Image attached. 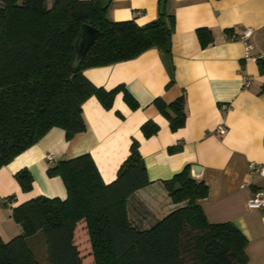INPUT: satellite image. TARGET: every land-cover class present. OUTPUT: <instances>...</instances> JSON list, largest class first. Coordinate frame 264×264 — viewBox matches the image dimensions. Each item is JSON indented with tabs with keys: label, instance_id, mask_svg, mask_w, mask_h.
<instances>
[{
	"label": "trees",
	"instance_id": "obj_1",
	"mask_svg": "<svg viewBox=\"0 0 264 264\" xmlns=\"http://www.w3.org/2000/svg\"><path fill=\"white\" fill-rule=\"evenodd\" d=\"M50 1L49 6V0H0V168L52 128L62 129L66 140L83 132L82 104L91 96L110 109L116 94L123 92L132 110L139 107L123 85L109 91L93 85L83 74L86 68L134 59L155 48L169 66L167 87L174 82L175 18L165 0H159L157 18L143 26L110 20L102 0ZM83 24L99 34L74 67V41ZM196 33L203 48L213 43L210 30ZM257 65L264 75V58ZM185 102V93L170 103L160 98L153 102L173 132L185 125ZM141 132L150 138L159 126L148 120ZM180 149L170 147L169 152ZM48 174L62 179L66 198L38 195L11 207L22 232L7 242L0 238V264H40L28 245L37 234L43 237L48 264H248L247 239L241 232L230 222L207 220L198 200L208 189L191 177L189 165L164 182L171 200L185 205L149 229L131 225L127 201L150 183L136 140L111 183L103 182L89 154L59 160ZM15 178L23 193L33 190L27 169ZM14 199L9 196L1 205Z\"/></svg>",
	"mask_w": 264,
	"mask_h": 264
},
{
	"label": "crops",
	"instance_id": "obj_2",
	"mask_svg": "<svg viewBox=\"0 0 264 264\" xmlns=\"http://www.w3.org/2000/svg\"><path fill=\"white\" fill-rule=\"evenodd\" d=\"M165 2L175 18L171 37L173 84L167 87L169 66L165 55L155 48L134 59L86 68L83 74L93 85L107 91L123 85L139 107L132 110L123 92L116 94L110 109L91 96L82 104L83 132L66 140L62 129L52 128L1 167L3 241L22 232L11 217V207L38 195L66 198L62 179L48 174L52 164L89 154L108 184L115 180L136 140L150 183L127 201L133 227L149 229L185 205L171 200L164 182L189 165L191 177L198 175L197 181L204 182L208 189L206 197L198 200L207 220L232 223L247 239L248 264H264V209L248 206L257 193H264V176L249 169L251 163L264 165V75L257 65V59L264 58V0ZM158 3L159 0H111L107 16L115 22L134 20L143 26L157 18ZM199 28L213 35V43L207 47L200 44L196 33ZM247 28L252 29V50L245 57L238 37ZM183 93L186 122L173 132L153 102L160 98L170 103ZM148 120L159 126V132L145 138L141 126ZM219 125L227 129L224 136L214 133ZM175 146L181 149L169 152ZM47 154H52L55 162L50 163ZM21 169H27L33 177L34 188L28 193L21 191L15 178ZM9 196H15L13 202L1 205Z\"/></svg>",
	"mask_w": 264,
	"mask_h": 264
},
{
	"label": "built area",
	"instance_id": "obj_3",
	"mask_svg": "<svg viewBox=\"0 0 264 264\" xmlns=\"http://www.w3.org/2000/svg\"><path fill=\"white\" fill-rule=\"evenodd\" d=\"M252 35V29L247 28L242 31V33L239 35V40L244 45V55L245 57H248L250 55V52L252 50V45L250 43V38ZM249 83L245 82V85L247 86ZM223 109H227L226 106H223ZM214 133L217 136H224L227 133V129L223 125H219L215 130ZM47 160L50 163L55 162L54 156L52 154L46 155ZM249 169L251 173L258 174L260 176H264V165H257L254 163H251L249 166ZM12 203V202H11ZM249 208L254 209H264V193H257L249 202H248Z\"/></svg>",
	"mask_w": 264,
	"mask_h": 264
},
{
	"label": "water",
	"instance_id": "obj_4",
	"mask_svg": "<svg viewBox=\"0 0 264 264\" xmlns=\"http://www.w3.org/2000/svg\"><path fill=\"white\" fill-rule=\"evenodd\" d=\"M111 0H102V9H107ZM99 31L87 24H83L81 26V29L74 41V60H73V66H78L81 61L83 60L88 48L90 45L94 42L96 37L98 36ZM195 170V167L192 168ZM192 177L193 179L197 180V176ZM179 187L178 184H176L175 189Z\"/></svg>",
	"mask_w": 264,
	"mask_h": 264
},
{
	"label": "rangeland",
	"instance_id": "obj_5",
	"mask_svg": "<svg viewBox=\"0 0 264 264\" xmlns=\"http://www.w3.org/2000/svg\"><path fill=\"white\" fill-rule=\"evenodd\" d=\"M51 1L48 2V5L50 6ZM41 239L43 240V237L41 234H38L34 238L31 239V242L29 243L30 248L32 249L36 259L40 264H48L46 259V249L45 244L43 241V244H41Z\"/></svg>",
	"mask_w": 264,
	"mask_h": 264
}]
</instances>
